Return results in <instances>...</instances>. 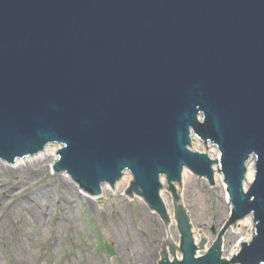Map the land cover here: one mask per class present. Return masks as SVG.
<instances>
[{
  "label": "water",
  "instance_id": "obj_1",
  "mask_svg": "<svg viewBox=\"0 0 264 264\" xmlns=\"http://www.w3.org/2000/svg\"><path fill=\"white\" fill-rule=\"evenodd\" d=\"M195 137L221 158L192 149ZM54 142L63 146L51 167L91 194L133 174L123 192L164 218L158 264H264V0H0V158ZM215 163L233 213L197 256L207 237L199 228L195 241L182 175L214 183ZM250 214L253 239L225 258L222 235Z\"/></svg>",
  "mask_w": 264,
  "mask_h": 264
},
{
  "label": "rangeland",
  "instance_id": "obj_2",
  "mask_svg": "<svg viewBox=\"0 0 264 264\" xmlns=\"http://www.w3.org/2000/svg\"><path fill=\"white\" fill-rule=\"evenodd\" d=\"M205 144L195 137L191 146L209 153L212 158L220 157L217 146ZM27 161L10 164L0 159V183L14 191L10 196H3L4 202L0 207L4 221V228L0 225V264H11V259L15 258H20L22 264H113L114 256L121 264H158L161 245L168 237L167 230L163 218L140 194L135 193L131 197L123 192L133 177L129 171L123 176L125 180L122 178L115 187L106 185L100 196L93 197L82 191L66 174L49 168V161L40 172L35 168L21 167ZM17 169L25 172L19 173ZM184 171L198 183L197 197L193 199V192H188L185 186L183 173L182 199L188 217L195 233L201 236L200 228L207 237L204 246L198 249V255H201L231 216L232 209L227 208L229 194L223 177L213 184L187 168ZM25 174L28 175V183L16 192L24 182ZM166 181L164 178L166 186L161 194L164 200H169L173 211L171 189ZM14 185L18 187L14 188ZM175 186L180 189L178 182ZM169 222L170 217L168 232L178 242V224L175 218L171 225ZM249 229L231 225L222 235L226 239L225 253L250 233Z\"/></svg>",
  "mask_w": 264,
  "mask_h": 264
},
{
  "label": "bare ground",
  "instance_id": "obj_3",
  "mask_svg": "<svg viewBox=\"0 0 264 264\" xmlns=\"http://www.w3.org/2000/svg\"><path fill=\"white\" fill-rule=\"evenodd\" d=\"M59 148H60L59 144L50 143V144H48L46 146L44 151H41V152L37 153L36 155H34L36 157L35 160L37 159L36 161L34 159H31V158H33V156H28L26 158L18 159L16 161V164H19L20 162H22V160H26V161L28 160L26 164H21L23 166H21V165L20 166L23 167L24 169L35 168L37 171L40 172L41 170L45 169V162L49 161V164L47 166L49 168L51 167V163L57 158L58 149ZM216 153H217V155H219V150H217ZM41 154H44L45 157L42 158ZM48 157H49V160H48ZM32 160H34V162ZM13 168H15V167H13ZM214 168H215L216 179H218V181L222 180L223 175L219 172L218 166L215 165ZM16 171H18L19 173L25 172V171H21L19 169H17ZM254 177H255V164H254V158L252 157L250 159V161L248 162L247 177H246V180H245V183H244L246 188L250 186V184L253 181ZM27 180H28V175L25 174L24 182L20 183L21 185L19 186V190H17L16 192H20L23 189V187L28 183ZM123 180H125V177L123 178ZM162 181L164 182V178H162ZM184 181H185V186H187V191L188 192L189 191L193 192V195H192L193 199L195 197H197V192L195 190H196V187L198 186V183L190 174H186V171H184ZM223 184H224V186H226V182L224 180H223ZM105 186H103V187H105ZM165 186L166 185L164 184L163 188ZM0 187H1L0 188V207H1L2 203L4 202V197L3 196H10V195H12L14 193V191L8 190L6 185L2 186V183H0ZM17 187H18V185H14V188H17ZM227 200H228V203H229V206H227V208L231 210L232 209V202H231L229 196H227ZM165 201H166V204L168 206L169 217L171 218V222H173V218H175V217H174V214H173V211H172V208H171V204H170L169 200H167L166 198H165ZM3 222H4L3 221V215L0 212V225H2V228H4ZM171 222H169V225H171L170 224ZM253 224H254V221L252 219V215H247L246 217L238 220L236 226L242 225V226H245V227H249L250 228L249 229L250 233H248L243 239L239 240L235 244V246H233L229 250V252H226V253H225L226 250H225V247H224V244L226 243V239L225 240L223 239L222 247H223L224 255H225L226 258H229V259L232 258V256L240 250V248H241V243L240 242L242 240L246 241V240L250 239L251 232H252V229H253ZM171 234L172 233H170V236L172 237L173 235H171ZM200 237L201 236L199 234L195 233L196 243L199 242V238ZM11 264H22V262H21L20 258H15V259H11ZM229 264H233V263H229Z\"/></svg>",
  "mask_w": 264,
  "mask_h": 264
}]
</instances>
